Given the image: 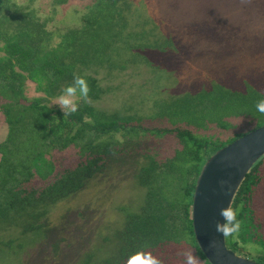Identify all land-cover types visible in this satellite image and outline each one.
I'll return each instance as SVG.
<instances>
[{
	"label": "trees",
	"instance_id": "1",
	"mask_svg": "<svg viewBox=\"0 0 264 264\" xmlns=\"http://www.w3.org/2000/svg\"><path fill=\"white\" fill-rule=\"evenodd\" d=\"M56 2L64 5L66 0ZM23 6L0 0V117L7 125L0 142V262H29L35 251L59 236L64 225L47 224L53 209L84 192L107 169V157L126 154L124 143H135L147 131L155 137L175 132L182 148L163 163L150 153L138 157L130 182L145 189L140 202L132 211L119 208L121 226L111 239L105 238L108 253H100V247L81 264H125L138 251L154 253L169 244L187 245L210 264L192 227L196 179L219 150L264 126V114L256 110L264 99V78L230 76L156 105L155 116L173 126L185 123L202 131L215 126L226 133L236 129L225 140L177 127L145 128L135 115L92 104L105 93L97 74L100 68L122 72L142 64L161 70L174 40L126 34L130 6L120 0H88L83 24L67 30H50L37 11ZM74 74L86 79L90 102L77 94L78 110L65 118L52 102ZM240 117L254 123V129H239L233 119ZM71 147L82 160L64 167L56 154ZM34 178L38 186L31 184ZM231 207L242 223L237 238H225L227 247L264 264V156L239 184Z\"/></svg>",
	"mask_w": 264,
	"mask_h": 264
},
{
	"label": "rangeland",
	"instance_id": "2",
	"mask_svg": "<svg viewBox=\"0 0 264 264\" xmlns=\"http://www.w3.org/2000/svg\"><path fill=\"white\" fill-rule=\"evenodd\" d=\"M10 1L37 11L43 21L47 20L50 30L81 26L88 2L66 0L64 5H58L57 0ZM120 1L130 6L125 14L129 29L126 34L145 32L149 40L156 36L172 38L175 46L161 70L143 64L122 72L109 73L100 68L97 77L105 93L92 104L110 113L135 115L145 128L172 131L177 127L200 136L228 138L236 129L226 133L215 126L203 131L185 123L173 126L167 119L155 116L156 105L191 92L198 84H212L230 76L264 78V0ZM233 122L244 131L255 127L244 117L234 118ZM6 126L0 117V142L6 135ZM133 141L127 142L129 146L124 143L126 154L107 157V169L95 176L84 192L53 209L48 227L61 224L64 230L49 239L43 249L33 251L29 262L22 264H81L88 254L99 253L100 247V253H108L105 238L111 239L121 226L123 214L119 208L134 210L145 191L130 182L141 162L138 157L150 153L163 163L182 148L175 132L155 137L145 131ZM56 157L64 167L76 166L82 160L73 147ZM31 182L36 186L40 183L35 178ZM4 238L7 240L6 235ZM185 250L187 245L169 244L151 253L163 264H183V257L177 253ZM0 264L10 263L4 260Z\"/></svg>",
	"mask_w": 264,
	"mask_h": 264
},
{
	"label": "water",
	"instance_id": "3",
	"mask_svg": "<svg viewBox=\"0 0 264 264\" xmlns=\"http://www.w3.org/2000/svg\"><path fill=\"white\" fill-rule=\"evenodd\" d=\"M264 156V126L235 139L212 156L196 179L192 227L210 264H258L238 255L215 231L221 207L231 205L239 184ZM227 192V194H225Z\"/></svg>",
	"mask_w": 264,
	"mask_h": 264
},
{
	"label": "clouds",
	"instance_id": "4",
	"mask_svg": "<svg viewBox=\"0 0 264 264\" xmlns=\"http://www.w3.org/2000/svg\"><path fill=\"white\" fill-rule=\"evenodd\" d=\"M89 91L90 88L86 79L74 74L72 82L64 87L61 94L55 98L54 105H59L64 117L67 118L78 110L77 94H79V98L84 103L90 102ZM256 110L264 114V99L257 102ZM85 119L87 120V118ZM218 215L222 218V222L220 220L215 222L216 233L220 234L223 238H237L242 223L237 219V211L229 204L221 207ZM177 255L183 257V264H206L191 249L178 252ZM125 264H163V262L156 256H153L151 252L138 251L130 255Z\"/></svg>",
	"mask_w": 264,
	"mask_h": 264
}]
</instances>
